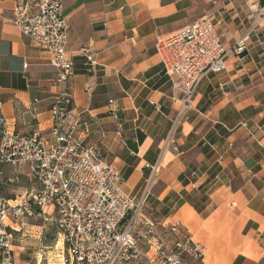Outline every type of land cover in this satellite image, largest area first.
Returning a JSON list of instances; mask_svg holds the SVG:
<instances>
[{
  "label": "crops",
  "instance_id": "crops-1",
  "mask_svg": "<svg viewBox=\"0 0 264 264\" xmlns=\"http://www.w3.org/2000/svg\"><path fill=\"white\" fill-rule=\"evenodd\" d=\"M24 2L0 0L1 112L9 132L48 137L61 89L52 86L50 55L13 24V9ZM245 14L241 0L63 3L72 115L87 131L86 142L99 145L119 171L127 194L138 196L151 180L144 213L165 224L179 221L203 251L202 260L186 264H264V32L249 35L247 52L229 56L224 72L200 81L192 109L176 125L180 96L155 44L208 17L228 48L247 33ZM4 173L11 176L8 168ZM19 179L29 185L22 195L37 188L27 168Z\"/></svg>",
  "mask_w": 264,
  "mask_h": 264
},
{
  "label": "built area",
  "instance_id": "built-area-1",
  "mask_svg": "<svg viewBox=\"0 0 264 264\" xmlns=\"http://www.w3.org/2000/svg\"><path fill=\"white\" fill-rule=\"evenodd\" d=\"M250 23L247 33L225 47L210 18H201L170 37L157 40L156 55L173 91L180 96L181 110L173 125L186 119L196 88L209 73L226 70L229 56L247 52L251 34L264 32V5L241 0ZM64 0H26L16 5L13 21L23 37L50 55L55 74L52 86L61 89L50 108L49 136L38 131L20 136L7 130L0 100V264H15V227L44 215L56 222L61 261L64 264H186L203 259L201 247L182 232L179 221L165 224L146 213L151 180L138 196L123 190V178L99 145L86 142V130L72 115L69 82L73 63L68 57L69 25L63 16ZM212 4H216L212 1ZM88 55L89 50L83 49ZM90 63L93 57H86ZM36 104L37 101L35 100ZM109 115L118 122L113 100ZM36 108L32 107V111ZM11 170L5 177L4 169ZM28 169L37 188L7 199L5 188ZM156 173L157 167L153 168Z\"/></svg>",
  "mask_w": 264,
  "mask_h": 264
},
{
  "label": "rangeland",
  "instance_id": "rangeland-1",
  "mask_svg": "<svg viewBox=\"0 0 264 264\" xmlns=\"http://www.w3.org/2000/svg\"><path fill=\"white\" fill-rule=\"evenodd\" d=\"M28 186L25 179H19L15 184L5 188L3 195L7 199L20 197L22 189ZM44 217L48 220L42 218L31 220L19 234H14L15 264H64L61 261V246L57 244L56 222L49 218L48 214Z\"/></svg>",
  "mask_w": 264,
  "mask_h": 264
}]
</instances>
